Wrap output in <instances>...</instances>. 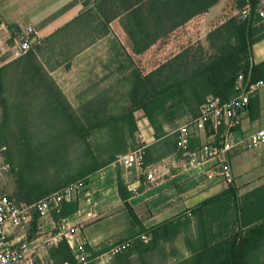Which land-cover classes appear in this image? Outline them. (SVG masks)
<instances>
[{
    "label": "trees",
    "instance_id": "obj_1",
    "mask_svg": "<svg viewBox=\"0 0 264 264\" xmlns=\"http://www.w3.org/2000/svg\"><path fill=\"white\" fill-rule=\"evenodd\" d=\"M144 1L94 0L99 17L86 11L51 36L35 42L24 57L0 66V142L7 148L4 158L12 168L10 177L17 179L16 193L10 194L17 202L33 204L78 180L87 183L89 176L117 163L120 156L143 148L137 142L139 111L149 121L155 138L161 139L167 135V126L183 118L198 117L210 98L222 103L234 98L240 76L250 77L253 82L264 81V61L253 62V48L264 40V21L255 10L244 21L229 15L233 8L245 4V0H233L224 21L208 34L207 47L189 45L148 73L133 68L123 78L121 90H113V85L89 90L90 97L75 109L53 72L64 66L70 68L79 53L107 37L104 35L111 32L115 19ZM83 2L88 6L91 0ZM2 25L12 30V36L20 30L0 16ZM75 26H79L77 36L71 31ZM249 109L251 119H258L261 108L256 98ZM101 133L105 138L99 147L96 135ZM165 145L181 153L177 134L167 137ZM145 165L149 166L146 161ZM46 177L53 179L45 184ZM118 189L121 198L127 200L128 187L121 178ZM226 196L239 231L221 232L219 240L214 241L205 215L196 209L192 215L202 228L199 243L193 255L180 264H264V185L239 197L232 184L212 201ZM128 209L133 223L138 224L135 212ZM77 210V204L65 203L56 219H67ZM149 235L152 241L145 244L146 250L163 237L159 233ZM50 258H59L57 264L75 263L74 253L65 241L50 250Z\"/></svg>",
    "mask_w": 264,
    "mask_h": 264
},
{
    "label": "crops",
    "instance_id": "obj_2",
    "mask_svg": "<svg viewBox=\"0 0 264 264\" xmlns=\"http://www.w3.org/2000/svg\"><path fill=\"white\" fill-rule=\"evenodd\" d=\"M143 4L115 19L110 25L111 32L104 35L107 37L79 53L73 59L70 69L59 70L64 77L75 78L70 81L56 79L60 89L75 109L83 100L90 97L87 91L111 86L106 84L105 80L85 82L81 76L88 72L94 73L93 75L110 73L106 61L116 56L110 47L112 43L110 36H120V31L114 27L115 23L121 28L126 24L123 19L134 14L136 20L142 17L149 21L151 36H201L198 40L207 47L208 34L224 21L232 0H216L209 6L201 3V0H184L181 3L151 0L148 6ZM86 11H91L99 17L94 0H91L88 6H84L83 0H0V13L6 23L17 24L21 28L32 27L40 38L51 36ZM133 23L137 22L134 20ZM5 31L7 32L5 27L1 26L2 36L6 35ZM141 32L140 30L137 33ZM2 36L0 38H5ZM107 41L109 49L102 52L96 50L98 44ZM196 41L190 44L194 45ZM96 52H99V56L94 54ZM253 52L255 64L264 61V40L254 46ZM85 56L92 57L91 61H88L89 70L87 68L86 71L82 65L75 64L76 60L80 62ZM72 90H74L73 94ZM256 99L261 108L258 119H251L250 109L240 114L241 126L248 132L264 127V92L260 91ZM136 118L139 128L137 142L145 148V161L156 172V182L147 180L136 169L125 172L117 163L88 177L87 192L92 195L94 202L90 209L99 217L83 227L77 241L85 244L87 252L92 256L90 264H102L97 258L105 254L114 244L129 239L134 240L129 252L116 256L110 264H180L193 255L199 243V232L202 228L198 218L192 215L196 209H200V213L205 215L210 225L208 229L211 237L214 241H218L221 232L231 234L239 229L233 207L227 203L229 197L212 200L225 194L232 184L237 189L239 197L264 185V172L258 177L252 175V178L244 175L245 169L246 172L251 170L252 174L258 167L264 168V146L230 155L235 172L232 184L216 180L208 181L205 171L209 169L210 164L183 172L182 166L185 162L183 155L171 151L172 145L170 149L165 145L167 137L177 134L179 126L176 128L167 126V135L156 139L154 130L144 117V113L137 112ZM210 141H212L210 135L194 130L193 146H201ZM120 178L128 187L127 200L120 196L118 189ZM85 195L81 194L78 199L71 202L78 206V210L66 219L71 226L82 224L85 221L86 211L90 210L84 204ZM128 207L135 212L138 224L133 223ZM174 232H176L175 236H173ZM153 233L162 234L163 237L152 249L146 250L145 244H150L152 240L143 244L140 236ZM50 250L43 251L36 264L60 263L59 258L51 260Z\"/></svg>",
    "mask_w": 264,
    "mask_h": 264
},
{
    "label": "built area",
    "instance_id": "obj_3",
    "mask_svg": "<svg viewBox=\"0 0 264 264\" xmlns=\"http://www.w3.org/2000/svg\"><path fill=\"white\" fill-rule=\"evenodd\" d=\"M254 10L264 21V0H245L242 9L233 12L232 17L244 21L250 18ZM40 39L32 27H20L14 36L8 34L0 38L1 64L24 57ZM260 91L264 92V81L253 82L250 77L245 79L240 76L234 98L226 103L210 98L202 106L198 117H190L178 128L177 144L185 160L183 172L210 164L205 171L208 181L233 183L230 155L264 146V127L248 132L240 122L241 112L248 109ZM194 130L209 134L212 141L191 149ZM6 149L0 142V185L12 171L11 165L4 158ZM117 164L125 172L136 169L147 180L156 182V172L151 166L145 165L143 148L120 156ZM10 194L0 190V264H36L43 251L57 248L64 241L74 253V264L91 263L92 256L87 252L85 244L77 241L83 227L99 217L90 209L94 202L92 195L87 192L85 180L73 182L33 204L19 203ZM81 194H86L84 204L90 209L85 213V221L79 226H71L66 219H56L61 215L64 204L78 199ZM140 240L149 243L151 236L144 234ZM133 242V239H129L114 244L97 260L107 264L118 254L128 251Z\"/></svg>",
    "mask_w": 264,
    "mask_h": 264
},
{
    "label": "rangeland",
    "instance_id": "obj_4",
    "mask_svg": "<svg viewBox=\"0 0 264 264\" xmlns=\"http://www.w3.org/2000/svg\"><path fill=\"white\" fill-rule=\"evenodd\" d=\"M190 1H195V0H190ZM213 1L214 0H201V3H203L206 6H209L211 3H213ZM145 2L144 4L148 6L151 0H145ZM241 9L242 8H237V9L233 8V11L230 12L229 15L232 16L233 12L240 11ZM0 16L2 17L1 13H0ZM88 18L89 17L87 16V19ZM123 20L125 21L126 24L125 26H121V28L119 27L118 23L114 24L115 29L120 31L119 32L120 36H116V35L110 36V41L112 42L110 44V47H111V50H113V52L116 54L114 58H110L111 62H110V59L106 61V67L110 70V73L109 74L104 73L103 75H93L94 73H90V72L85 73L84 76H81L82 80H85V82L88 80H92L96 82L105 80L107 81L106 84H111V86L112 85L114 86L113 90L119 91L122 89V87L125 84V81L123 80V78L129 73L131 69L137 68L143 73L151 72L155 68H157V66H159L160 64L170 59L174 54L178 53L179 51H182L183 48L191 45L190 44L191 42L197 40L196 43L194 44L195 47L197 44H202V42L198 40L201 36H151V34L149 33L150 32L149 30L151 29L150 27L151 25L149 21L147 19L144 20L142 17H138V19L136 20L134 18V14L128 15L126 19H123ZM134 20L137 22L136 24L133 23ZM14 25L20 27L17 24H14ZM3 27H5V29L7 30V32L5 31L6 32L5 36L12 33V30H9L7 26H3ZM77 27L79 26H75L71 30L73 32V36L75 35L77 36V32H76ZM140 30L142 32L137 33V32H140ZM86 35L87 33H84L83 36H86ZM1 36L2 35L0 32V37ZM5 36H2V37H5ZM103 41H106V40H103ZM107 48L109 49L108 41L98 44L96 50H98L99 52H102L106 50ZM99 52H96L94 54L96 56H99ZM91 58H92L91 56H85L82 58V60L80 59L81 60L80 62L76 60L75 64L82 65L84 68V71H86L87 68L89 70L88 61ZM72 61H71V64H72ZM2 62L3 61H0L1 66H2L1 64ZM86 65H88V67ZM61 69L68 70L70 68H67L66 66H64ZM59 70L60 69L53 72V76L55 79L66 80V81L75 79V78L74 79L70 78L69 76L67 78L64 77ZM73 93H74V90H72V94ZM188 119L189 118H183L182 120L178 121L173 127L174 128L178 126L180 127L181 125L186 123ZM1 121H2V110L0 108V124H1ZM96 138H97L96 144L100 147L104 143L103 141V138H105L104 133L96 135ZM197 147L198 146H193L191 143V149H196ZM243 152H246V151H241L240 153H243ZM263 161H264V158H263ZM250 171L251 170L246 172V169H245L244 175L250 178L253 177L252 175H254L255 177H258L264 172V168L263 166H260L252 174ZM233 176L235 178L234 170H233ZM51 179L53 178L51 177ZM51 179L46 177V179H44V183L45 184L46 182L49 183ZM17 185L18 184H17L16 177L9 176L1 183L0 190L8 192V193H16Z\"/></svg>",
    "mask_w": 264,
    "mask_h": 264
}]
</instances>
